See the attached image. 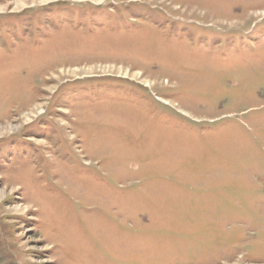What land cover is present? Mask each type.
<instances>
[{"label":"rangeland","instance_id":"rangeland-1","mask_svg":"<svg viewBox=\"0 0 264 264\" xmlns=\"http://www.w3.org/2000/svg\"><path fill=\"white\" fill-rule=\"evenodd\" d=\"M0 264H264V0H0Z\"/></svg>","mask_w":264,"mask_h":264}]
</instances>
